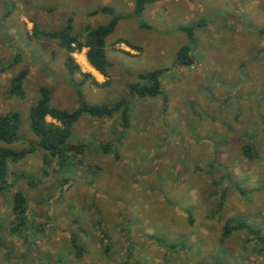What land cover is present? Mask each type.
<instances>
[{"label": "rangeland", "instance_id": "1", "mask_svg": "<svg viewBox=\"0 0 264 264\" xmlns=\"http://www.w3.org/2000/svg\"><path fill=\"white\" fill-rule=\"evenodd\" d=\"M105 5L124 15L106 37L105 75L85 47L71 52L79 70L70 75L56 40L30 37L70 19L83 40L85 26L111 19L92 14ZM132 11L133 0H0V57L21 58L0 74V112L21 115L14 148L34 140L28 109L41 86L67 110L80 96L128 99L130 120L123 128L118 113L82 115L70 139L86 148L73 164L45 161L42 149L10 164L0 264H264V0H158ZM192 23L196 62L178 65L189 42L178 26ZM22 69L24 96L10 98L9 80ZM154 69H165L163 94L131 95L137 75ZM14 190L26 198V222L12 234ZM227 220L253 231L226 234Z\"/></svg>", "mask_w": 264, "mask_h": 264}, {"label": "trees", "instance_id": "2", "mask_svg": "<svg viewBox=\"0 0 264 264\" xmlns=\"http://www.w3.org/2000/svg\"><path fill=\"white\" fill-rule=\"evenodd\" d=\"M158 0H133L134 7L132 14L140 15L148 4ZM104 12L111 15V19L104 24L94 27L85 26L84 38L81 40L77 33L72 30L70 19L68 22L54 31H45L34 27L30 37L37 39L46 38L56 40L58 46L65 51L64 67L70 75L79 70L78 64L74 61L71 52L74 49L86 48V59L90 65L99 73L105 75V69L108 66V60L105 53L106 37L111 34L123 14L116 13L114 9L108 5L102 6L92 14ZM184 30L189 37L187 43L181 45L177 52L175 63L183 66H192L196 59L192 53L191 43L194 41L193 29L195 23L178 26ZM21 61L20 54L16 53L12 61L5 63L0 57V74L13 68ZM165 69H154L146 72H140L137 75L138 81L129 85L131 95L154 98L163 94L160 76ZM27 75V70L22 69L15 73L9 80L8 89L5 91L10 98H22L24 96L23 83ZM84 77L90 78L88 73H84ZM93 82L102 85L96 80ZM1 91V90H0ZM129 101L128 99H119L112 104H90L80 96L78 106L72 110L53 105L51 102V90L45 86L39 88L38 98L29 106L28 124L31 135L34 140H30V149H16L14 145L20 140V112L17 110L6 113L0 112V194L12 190L15 182H9L10 164L21 160L29 152L42 149L44 159L47 156L57 162L60 167L74 163V157L82 154L86 148L83 143L71 141L70 137L73 132V126L78 119L88 114L95 117H103L118 113L121 117V126L127 128L130 124L129 120ZM50 117L54 121H49ZM100 145H103L102 143ZM105 147V146H104ZM245 155L253 157L252 146L248 144L243 146ZM223 203V199L220 202ZM26 198L19 190L12 193V214L15 222L9 228L10 233H16L26 222ZM237 229H248L253 231L244 222H232L227 220L224 225V233L229 234ZM258 231H256L257 233ZM264 241V238L259 236ZM4 240L0 235V246H4ZM77 252H81V247L74 244ZM171 246H175L174 243Z\"/></svg>", "mask_w": 264, "mask_h": 264}, {"label": "crops", "instance_id": "3", "mask_svg": "<svg viewBox=\"0 0 264 264\" xmlns=\"http://www.w3.org/2000/svg\"><path fill=\"white\" fill-rule=\"evenodd\" d=\"M156 2V1H155ZM133 7H134V3H133ZM92 67V66H91ZM93 68V67H92ZM94 69V68H93ZM94 70H96V69H94ZM98 72V71H97Z\"/></svg>", "mask_w": 264, "mask_h": 264}]
</instances>
